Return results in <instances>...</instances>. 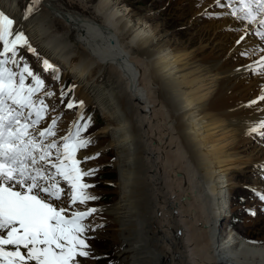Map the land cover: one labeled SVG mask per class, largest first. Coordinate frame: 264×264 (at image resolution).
<instances>
[{"label":"bare ground","instance_id":"bare-ground-1","mask_svg":"<svg viewBox=\"0 0 264 264\" xmlns=\"http://www.w3.org/2000/svg\"><path fill=\"white\" fill-rule=\"evenodd\" d=\"M69 2L74 9L41 0L27 19L19 15L31 0H0V11L18 20L44 55L40 67L44 59L62 66L73 77V98L94 105L104 119L118 177L113 202L94 215L100 226L110 220L120 264H264V244L226 223L238 173L264 164V137L246 134L249 124L264 119L258 99L264 78L244 67L252 58L239 54L261 38L250 35L237 45L246 22L210 18L205 33L180 41L128 0ZM188 2L196 18L213 0ZM70 114L59 129L69 128ZM85 155L80 149L77 159ZM192 213L189 224L181 219Z\"/></svg>","mask_w":264,"mask_h":264},{"label":"snow or ice","instance_id":"snow-or-ice-1","mask_svg":"<svg viewBox=\"0 0 264 264\" xmlns=\"http://www.w3.org/2000/svg\"><path fill=\"white\" fill-rule=\"evenodd\" d=\"M40 4L41 0H31L22 18L39 11ZM202 15L232 18L242 26L246 22L235 43L243 44L250 35L261 38L258 47H245L239 54L252 58L244 67L264 78V0H213ZM18 25V20L0 11V264H84L93 256L87 241L100 227L94 214L101 211L88 206L99 197L87 191L94 185L83 181L96 169H83L77 159L78 150L93 143L91 137L81 136L91 118L77 112L68 129L57 127L62 114L49 116L56 106L45 102L56 93L21 54V50L34 54L37 50ZM43 70L52 71L53 81L59 78L58 69L47 59ZM65 95L61 89V104ZM258 99L264 101V90ZM75 106L72 100L65 105L67 109ZM78 106L82 109L84 101ZM46 119L50 122L45 123ZM62 131L66 134L60 135ZM246 134L264 137V119L249 124ZM258 167L264 169V164ZM253 192L264 202V190L254 188Z\"/></svg>","mask_w":264,"mask_h":264},{"label":"rangeland","instance_id":"rangeland-1","mask_svg":"<svg viewBox=\"0 0 264 264\" xmlns=\"http://www.w3.org/2000/svg\"><path fill=\"white\" fill-rule=\"evenodd\" d=\"M69 1L70 0H56V2L64 4L66 8L74 9L72 7L73 4H70L71 2ZM128 3L130 6L135 7L141 13L152 16L157 21L162 23L164 25L163 29L171 32L173 35V39L179 37L180 41L187 40L192 37H194L195 39L201 36L203 33H205L202 31L205 29L204 26L208 24L210 19L208 16L202 15V13H199L195 18L193 11L190 10L191 8L189 7L190 3L188 2V0H128ZM86 7L89 6L87 5ZM20 17L22 16L19 15V18ZM216 19L220 20L221 18ZM194 20H197V22L193 23ZM21 54L24 55L26 61L29 63L30 67L34 69V71L42 72V78L45 80V85H50L52 90L56 93L54 97L45 98V102L48 104L55 100V112H57L56 115L62 114L61 117H63L65 113H71L69 115L70 122L75 119L77 112L82 113L85 119L89 117L91 118L89 127L86 131L81 133V136L83 138L91 137L93 143L89 144L86 148H83V151L86 155L82 157L81 161L83 162L85 157L95 156L96 153H99V155L95 156L94 159H89L86 161H94L95 164L93 163L88 169H96V172L92 176H85L84 182L90 185H94V187L87 189V191L92 192L99 197L97 200L89 201L91 207L100 208L101 206H108L113 202L116 195L115 181L117 180L118 173L115 167L111 164L113 149L107 146L108 142L101 131V128L104 125L103 117L100 115L98 109L94 105L88 104L84 105L82 109L79 108L78 102L73 98L75 90L73 77L66 76L64 72V78L69 77L73 80L74 90L70 97H67L66 95L63 97L64 104H61L60 90L62 89L63 80L53 81L51 70L44 71L40 67L44 55L38 50L35 54L26 50H21ZM37 55L40 57L39 60L37 59ZM125 56L127 57V54H125ZM53 65L57 69L61 68V66H57V63ZM133 73L134 76H136V73H139V69H136L135 71H133ZM140 76L142 75H138V77H136V80ZM30 82L31 78H28L26 83ZM137 82L138 80L136 81L135 86L138 84ZM139 90H142V86L139 87ZM68 100H72L76 103V106L71 111L70 109H67L65 107ZM87 110H90L91 114H94L95 117L93 115L86 114ZM93 117L96 119V123L94 122ZM83 122L84 121H81L80 123L83 124ZM243 146L244 145H241V147ZM152 148L155 149L154 147ZM172 148L173 146L170 145L167 148V151L172 150ZM168 168L170 169V167H166L164 169L162 168L161 170H163V172L167 174L169 171ZM246 171H248V169H246ZM163 172L160 173L161 176ZM262 175H264V169H260L259 167L248 172L243 173L241 171L240 173H238L236 181L239 184L233 188V191L230 194V205L232 210L229 218L226 221L231 225V228L233 227L232 230L236 232L238 231L242 238H245L249 242L264 244V202L260 201L253 192L254 188H260L264 190V176L262 180ZM175 176L176 174L174 175V177ZM178 185L180 186V184ZM192 188L193 189L190 192L193 198V203H195L196 201H198V197H196L194 186ZM176 200H178V203L175 200L174 203H177V207H179V198L177 197ZM253 212H255L254 215L252 214ZM196 215V213L188 214L185 218L184 214H182L181 219H185L186 223L189 224L190 219H193V217ZM110 225V220H106L98 229L90 234L92 238H90L87 243L93 249V256L84 260L86 264H120V259L118 258L119 254L117 253L115 248L116 245L112 242V225ZM188 249L191 253H193L192 251L194 249V246L190 245ZM94 256H98L99 258L95 261Z\"/></svg>","mask_w":264,"mask_h":264},{"label":"trees","instance_id":"trees-1","mask_svg":"<svg viewBox=\"0 0 264 264\" xmlns=\"http://www.w3.org/2000/svg\"><path fill=\"white\" fill-rule=\"evenodd\" d=\"M99 257L97 256V259H98Z\"/></svg>","mask_w":264,"mask_h":264}]
</instances>
